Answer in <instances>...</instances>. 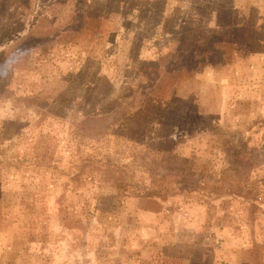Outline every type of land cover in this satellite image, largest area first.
Returning a JSON list of instances; mask_svg holds the SVG:
<instances>
[{"label": "rangeland", "instance_id": "obj_1", "mask_svg": "<svg viewBox=\"0 0 264 264\" xmlns=\"http://www.w3.org/2000/svg\"><path fill=\"white\" fill-rule=\"evenodd\" d=\"M0 264H264V0H0Z\"/></svg>", "mask_w": 264, "mask_h": 264}, {"label": "trees", "instance_id": "obj_2", "mask_svg": "<svg viewBox=\"0 0 264 264\" xmlns=\"http://www.w3.org/2000/svg\"><path fill=\"white\" fill-rule=\"evenodd\" d=\"M22 1H25V0H22ZM156 7L154 9H156ZM239 12H240V8L232 9V13H231L232 23L235 22L236 14L239 13ZM157 17H158V12L156 10V12L154 13V18H153L155 23H157ZM36 195H37V193L34 194V199L35 200H37L36 198L38 197ZM122 196L120 194H118V195H113V196L108 197L107 198V201H105V199H104V201L102 202V204L100 202L98 203V206H100V208L98 210L100 212H102V214H105L104 212H110V210H114L116 208V204L118 203L117 202V198H121ZM107 207H109V210L108 211H107ZM106 214H109V213H106Z\"/></svg>", "mask_w": 264, "mask_h": 264}]
</instances>
